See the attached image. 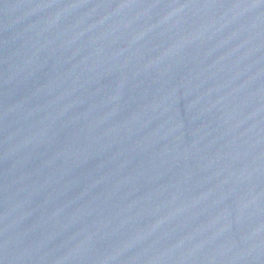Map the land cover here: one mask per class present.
Returning a JSON list of instances; mask_svg holds the SVG:
<instances>
[{"label": "water", "instance_id": "obj_1", "mask_svg": "<svg viewBox=\"0 0 264 264\" xmlns=\"http://www.w3.org/2000/svg\"><path fill=\"white\" fill-rule=\"evenodd\" d=\"M0 264H264V0H0Z\"/></svg>", "mask_w": 264, "mask_h": 264}]
</instances>
